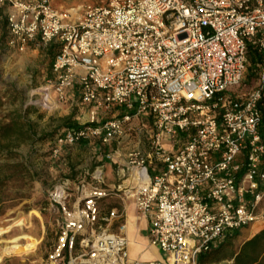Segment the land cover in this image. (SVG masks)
Listing matches in <instances>:
<instances>
[{
	"label": "built area",
	"instance_id": "2783aa9c",
	"mask_svg": "<svg viewBox=\"0 0 264 264\" xmlns=\"http://www.w3.org/2000/svg\"><path fill=\"white\" fill-rule=\"evenodd\" d=\"M1 9L10 46L58 47L47 81L58 101L90 108L88 125L60 145L107 144L140 119L151 141L127 169L163 259L130 258L127 216L102 211V186L72 205L60 187L49 195L62 221L48 264H197L263 217L264 0H88L76 21L51 0H0ZM250 55L257 63L244 81Z\"/></svg>",
	"mask_w": 264,
	"mask_h": 264
},
{
	"label": "rangeland",
	"instance_id": "374dc122",
	"mask_svg": "<svg viewBox=\"0 0 264 264\" xmlns=\"http://www.w3.org/2000/svg\"><path fill=\"white\" fill-rule=\"evenodd\" d=\"M51 1L57 10L63 14H71L72 20L76 21L82 6L88 0ZM1 18L0 125L8 123L11 118H23L25 111L31 112L29 119L36 123L39 134L53 133L73 112L80 125H88L90 108L80 105L78 97L74 102L58 101L53 88L47 83L48 80H54L55 75L50 70L46 49L32 46L20 51L10 46V33L4 13ZM255 63L256 58L250 55L244 81ZM114 115L115 111L106 117L111 118ZM140 123L141 119L133 121L121 138L107 144L99 139H88L60 145L58 139L64 130H58L52 141L37 143L33 147L26 143L20 144V139H14L13 147L20 157L12 161H26L34 172L35 180L30 179L32 176L20 178L1 192L0 228L9 227L14 222L27 218L30 227L24 231L14 229L10 234L0 237V248L6 245L3 241L21 237L23 234L40 240V245L32 253L23 256H2L0 249V264H48L47 257L58 240L62 221L61 214L49 203V195L56 188L68 189L72 205L84 188L102 186L108 193V197L101 203L102 211L107 213L116 208L127 216L129 196L136 192L134 172L127 170L130 154L139 151L146 155L151 148V141L146 134L148 129L140 132ZM184 138L185 135L182 134L181 139ZM252 226L254 229L263 228L264 215L249 228ZM118 228L114 224L111 231L118 233ZM21 243L26 242L21 240ZM229 254L230 252L227 255ZM223 263L230 264L228 261Z\"/></svg>",
	"mask_w": 264,
	"mask_h": 264
},
{
	"label": "trees",
	"instance_id": "16d2710c",
	"mask_svg": "<svg viewBox=\"0 0 264 264\" xmlns=\"http://www.w3.org/2000/svg\"><path fill=\"white\" fill-rule=\"evenodd\" d=\"M0 17H3L2 9L0 10ZM6 23L8 25L7 19ZM57 50L58 47L54 45L46 49L50 64ZM30 113V111H25L23 118H11L8 123L0 125V195L12 182L20 178L32 176L30 179L35 180L34 172H32L30 165L26 161H12V159L20 157V154L13 147L14 139H20V144L26 143L33 147L37 143L52 141L58 130H64V134L66 131H78L83 128L75 120L76 115L73 112L63 120L62 125L53 133L39 134L36 123L29 119ZM1 206L2 201L0 200ZM241 231L230 233L208 251L199 254L197 264H225L223 263L225 261L230 264H264V227L246 240L241 235ZM240 239L241 241H239ZM234 247H236L235 251H233ZM228 252H230L229 255H227Z\"/></svg>",
	"mask_w": 264,
	"mask_h": 264
},
{
	"label": "bare ground",
	"instance_id": "6f19581e",
	"mask_svg": "<svg viewBox=\"0 0 264 264\" xmlns=\"http://www.w3.org/2000/svg\"><path fill=\"white\" fill-rule=\"evenodd\" d=\"M137 175L134 177V183L137 184ZM135 193L129 196L130 204L127 206V222L125 225V231L129 240L130 254L132 258H140L141 260H152L154 259L153 253L147 249V238H146V224L145 219L136 213ZM27 219H20L14 222L12 225L6 228H0V237L8 235L14 229L24 231L30 227V222ZM144 233V234H143ZM21 240L26 243L22 244ZM6 245L1 249V255H15L23 256L32 253L40 245V240L23 234L21 237H16L9 241H3ZM153 249V247H152Z\"/></svg>",
	"mask_w": 264,
	"mask_h": 264
},
{
	"label": "crops",
	"instance_id": "0c3cea01",
	"mask_svg": "<svg viewBox=\"0 0 264 264\" xmlns=\"http://www.w3.org/2000/svg\"><path fill=\"white\" fill-rule=\"evenodd\" d=\"M2 29H3V21H2V18L0 17V31H2ZM126 222H127V220H126ZM145 224H146V229H145L146 234L145 235H146V238H147V249L146 250H150L153 253L154 259H152V260H144L143 261L139 257L138 258H132L131 254H130V258L132 260H139V261H143V262H157V261H161L163 259V254L161 253L160 249L157 246H154V245L150 244L149 236H148V224H147L146 219H145ZM260 229H262V228L254 229V226H252L250 228L249 227L244 228L240 233H241V235H243L244 239L246 240V239L251 238L252 236H254L257 232L260 231ZM152 247H153V249H152Z\"/></svg>",
	"mask_w": 264,
	"mask_h": 264
}]
</instances>
